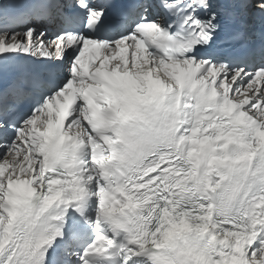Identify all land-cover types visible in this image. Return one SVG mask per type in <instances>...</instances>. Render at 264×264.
Returning <instances> with one entry per match:
<instances>
[{"label": "snow or ice", "instance_id": "obj_1", "mask_svg": "<svg viewBox=\"0 0 264 264\" xmlns=\"http://www.w3.org/2000/svg\"><path fill=\"white\" fill-rule=\"evenodd\" d=\"M238 15L264 0H0V264H264V32L216 45Z\"/></svg>", "mask_w": 264, "mask_h": 264}]
</instances>
